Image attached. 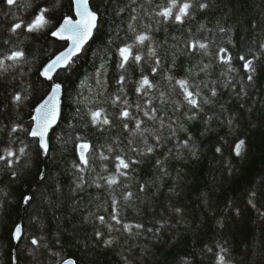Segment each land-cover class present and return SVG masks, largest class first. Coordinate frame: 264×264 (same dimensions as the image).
Wrapping results in <instances>:
<instances>
[{
	"label": "trees",
	"instance_id": "1",
	"mask_svg": "<svg viewBox=\"0 0 264 264\" xmlns=\"http://www.w3.org/2000/svg\"><path fill=\"white\" fill-rule=\"evenodd\" d=\"M202 2L209 7L194 6L181 24L158 15L169 0H92L93 39L49 81L42 69L68 46L51 33L75 18L73 1L0 0V59L25 53L0 69V155L19 156L11 166L0 160V264H219L222 248L225 264H264V0ZM41 8L47 27L10 31ZM143 33L151 40L133 48L143 59L119 68L118 49ZM193 41L207 48L193 49ZM249 59L255 71L244 67ZM144 76L153 87L138 91ZM180 80L199 107L185 99ZM55 83L64 88L63 111L45 154L30 132ZM125 108L135 119L120 115ZM100 109L110 124L92 122ZM118 156L130 163L120 169L126 175L117 171Z\"/></svg>",
	"mask_w": 264,
	"mask_h": 264
},
{
	"label": "snow or ice",
	"instance_id": "2",
	"mask_svg": "<svg viewBox=\"0 0 264 264\" xmlns=\"http://www.w3.org/2000/svg\"><path fill=\"white\" fill-rule=\"evenodd\" d=\"M7 5H16L17 0H6ZM194 6L200 8L201 10L208 8L209 5L206 2H202V0H169V3L166 7H164L158 15L165 18V20H173L177 23H184L185 18L190 17L193 12L192 9ZM74 10L76 14L80 17L79 20H73L71 16H68L64 18L63 23L51 34L53 36H57L60 38H67L72 40V47H70L66 52H62L59 55L55 57V59H52L51 62L43 69V75L46 76L48 79H51V73L58 67L64 65L67 66L68 63H70L72 56H74L77 52H79L82 49L83 44L87 41L89 37L92 35V30L96 27V20H97V13L95 11H92V9L89 7V0H74ZM48 12L47 8H41L39 13L35 16V18L30 22L25 24L24 21L16 22L12 25L10 31L15 33L18 29H21L22 27L25 28L29 32L34 31H40L47 27L50 23L49 19L47 18L46 13ZM135 31V29H132ZM65 34L67 36L65 37ZM151 37L147 33L138 34L135 37L133 44H125L123 47H120L118 49L120 62H119V68L124 69L126 65L129 63V61H133L135 63H139L143 56L141 54H134L133 48L139 47L140 45H143L146 41H150ZM191 47L193 49L199 47L200 49H206L207 44L200 43L199 41H193L191 43ZM220 52L222 53L220 56V59L226 63L231 62V54L228 53L227 49H221ZM151 56L156 57V63L159 64V57L156 56V50L153 48L151 49L150 53ZM226 54V55H225ZM25 53L23 50H13L10 55L5 56L3 59H0V69H3L5 67V61L11 60V61H20L24 58ZM241 60H244L245 58L243 56L240 57ZM253 61L251 59L245 61L244 67L249 69V71H255V69L252 67ZM156 69L154 68L153 71ZM124 77L121 76L118 83L123 82ZM248 79L251 80L252 76L249 75ZM181 88L186 93L185 99L188 100V102L194 106L199 107L198 102V94L194 93L189 90L188 87V81L186 80H180L177 82ZM140 87L137 89L138 91H143L145 87L151 88L153 87L151 81L148 79L147 76H144L141 81L139 82ZM61 91V85L55 84L52 89V94L47 97L36 109L37 116L36 119V127L33 128L30 132V135L33 137H39V143L44 150V153L47 154L48 151V140H47V133L49 128L54 125L59 117V93ZM213 95H215V92H213ZM14 99L16 101L21 100V96L19 94L15 95ZM120 97L117 96L115 102L120 101ZM123 104L127 105V100L122 101ZM155 112V109L152 110ZM146 116L149 115V113L146 111L144 113ZM92 122L94 124H110L111 122L107 118V115L104 114L103 109L92 111L90 113ZM120 115L124 118L131 117L130 112L125 108L123 111H121ZM132 119H135V117H131ZM154 118V117H153ZM142 124L141 120H136V130H140V126ZM127 127V125H125ZM13 131H16V127L12 129ZM157 139H159L157 137ZM184 145L188 144V141L183 142ZM245 142L243 140H240L234 147V152L237 156L241 155L242 150L244 148ZM81 151H80V159L83 162L84 165H87L88 160L86 157L85 150L89 148V145L87 143H81L79 145ZM25 149L21 147L19 149L20 155L24 154ZM148 152L154 151L152 147H149L147 149ZM217 151L219 152L220 149L217 148ZM16 157V159H19V156L16 152L12 150H6L4 155H0V160L8 159L9 166L12 165L13 161L9 158ZM116 159L119 161V163L116 165L117 171L120 172V169H127L130 166V163L123 159L122 157H116ZM83 171V169H81ZM121 175H126V173L120 172ZM41 178H43V174H41ZM117 182V177L112 176L108 178V183L114 184ZM254 196L255 193H252ZM131 196V193H128V197ZM32 199L31 196H25L24 197V203L27 204ZM177 211H180L177 209ZM114 220H117L119 222L117 216L112 217ZM101 223L105 222V218L103 216L98 217ZM128 231H131L132 226L131 225H125ZM137 228L142 227L141 225H136ZM109 228H111V225H109ZM22 229L20 226H17L15 228V238L19 240L21 238ZM97 235H102V233H97ZM34 245H39V240L33 238L31 241ZM106 244H111V240L105 241ZM226 252V249H221V254L219 255V264H225V256L223 253ZM63 264H76L74 260L71 261H64Z\"/></svg>",
	"mask_w": 264,
	"mask_h": 264
},
{
	"label": "water",
	"instance_id": "3",
	"mask_svg": "<svg viewBox=\"0 0 264 264\" xmlns=\"http://www.w3.org/2000/svg\"><path fill=\"white\" fill-rule=\"evenodd\" d=\"M73 1V3H74V0H72ZM91 2H92V0H89V7L92 9V11H94L93 10V8H92V5H91ZM97 20H96V27L92 30V35H91V37H89L88 39H87V41L83 44V46H82V49L79 51V52H77L74 56H72V58H71V61H70V63L77 57V56H79L82 52H83V50L85 49V47L91 42V40L93 39V37H94V35H95V32H96V30H97V28H98V25H99V15L97 14ZM80 19V17L76 14V12H75V18H73V20H79ZM63 23V22H62ZM61 23V24H62ZM60 24V25H61ZM67 36V34H65V37ZM60 38V37H59ZM61 40H63V41H67L68 42V46L63 50V51H61L60 53H62V52H66L70 47H72V40H70V39H67V38H60ZM59 53V54H60ZM58 54V55H59ZM57 56V55H56ZM55 56V57H56ZM55 57L53 58V59H55ZM51 61H49L45 66H44V68L50 63ZM70 63H68L67 64V66H64V65H62V66H60V67H58V68H56L52 73H51V79H48L46 76H44L43 75V69H42V72H41V74H42V76H43V78H45L46 80H49V81H53L54 79H55V77H56V75H57V73L59 72V71H61V70H64V69H66L69 65H70ZM55 84H59V83H55ZM55 84H53V86H52V89H53V87H54V85ZM61 85V84H60ZM52 89H51V91H50V93L47 95V97L49 96V95H51L52 94ZM47 97L45 98V99H47ZM44 99V100H45ZM43 100V101H44ZM63 100H64V88H63V86L61 85V91H60V93H59V102H60V104H59V108H60V112H59V117H58V119H57V121H56V123L54 124V125H52V127L51 128H49V130H48V133H47V140H48V151H49V149H50V141H51V134H52V131H53V129H55L57 126H58V124H59V122H60V119H61V116H62V111H63ZM42 101V102H43ZM41 102V103H42ZM40 103V104H41ZM39 104V105H40ZM38 105V106H39ZM37 106V107H38ZM36 107V108H37ZM37 116V113H36V111L34 112V125H33V128H35L36 127V119H35V117ZM32 128V129H33ZM35 138H37L38 140H39V137H35ZM41 146V145H40ZM42 148V147H41ZM44 151V150H43ZM47 151V152H48ZM21 227V226H20ZM21 229H22V227H21ZM22 234H23V229H22ZM22 234H21V236H22ZM14 236H15V232H14ZM16 239V238H15ZM20 240V239H19ZM19 240H17L16 239V241H19ZM71 260H74L75 261V259H73V258H69V259H67V260H65V261H71ZM76 262V261H75ZM63 264V263H62ZM76 264H77V262H76Z\"/></svg>",
	"mask_w": 264,
	"mask_h": 264
}]
</instances>
